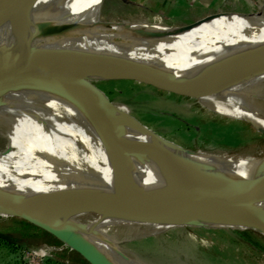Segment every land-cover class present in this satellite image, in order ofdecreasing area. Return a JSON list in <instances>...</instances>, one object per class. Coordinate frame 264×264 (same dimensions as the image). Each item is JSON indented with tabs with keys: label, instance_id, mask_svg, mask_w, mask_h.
Masks as SVG:
<instances>
[{
	"label": "bare ground",
	"instance_id": "obj_1",
	"mask_svg": "<svg viewBox=\"0 0 264 264\" xmlns=\"http://www.w3.org/2000/svg\"><path fill=\"white\" fill-rule=\"evenodd\" d=\"M104 1L38 0L0 25V50L11 49L12 57L24 63L69 64L67 69L88 79L92 74L102 79L126 78L104 71L107 65L139 67L155 74L153 79L164 85L198 97L208 107L232 109L264 128V106L249 100L256 86L264 83V63H250L264 53L263 15L227 12L199 21L202 29L169 27L147 20H106ZM34 16L36 21L28 29ZM20 28L27 29L26 35L33 32L36 50L31 53L20 47L24 35ZM80 64L97 66L101 71H83L77 66ZM243 72L250 74L224 88L204 90L196 86L210 77ZM3 99L0 115L9 126L8 145L0 151V192L37 203L49 211L47 215L80 225L50 227L66 245L70 246L73 238L110 264H134L116 248L110 236L113 228L141 227L154 234L176 225L132 213L61 209L60 205L91 196L131 198L116 159L117 150L105 141L89 116L57 90L31 85L20 92L10 91ZM117 119L132 133L123 140L139 144L147 153L137 168L131 162L135 171L132 180L143 195L214 198L264 183V158L204 157V153L184 147L172 151L154 142L152 136L134 130L131 123L137 121L133 118L118 113ZM261 207L264 209V202ZM178 215L213 224L189 212ZM255 218L264 219V214Z\"/></svg>",
	"mask_w": 264,
	"mask_h": 264
},
{
	"label": "rangeland",
	"instance_id": "obj_2",
	"mask_svg": "<svg viewBox=\"0 0 264 264\" xmlns=\"http://www.w3.org/2000/svg\"><path fill=\"white\" fill-rule=\"evenodd\" d=\"M227 12L264 16V0H105L102 9L106 20H147L197 29L204 27L199 24L202 19ZM90 79L118 104V113L168 141L167 149L180 151L184 147L204 153V157L212 154L236 160L264 158V128L232 109L208 107L196 96L128 77L102 79L92 74ZM255 90L249 100L264 106V83ZM8 126L0 115V151L8 145ZM251 221L264 226L262 218ZM21 227L13 216L0 218V232L8 236ZM247 231L254 239L247 238ZM110 236L121 256L134 264H264V234L255 229L185 224L150 234L141 227H120L113 228ZM5 240L0 237V264H46L54 258V251L65 249L69 258L74 256L63 242V247L44 248L28 238L14 246Z\"/></svg>",
	"mask_w": 264,
	"mask_h": 264
},
{
	"label": "water",
	"instance_id": "obj_3",
	"mask_svg": "<svg viewBox=\"0 0 264 264\" xmlns=\"http://www.w3.org/2000/svg\"><path fill=\"white\" fill-rule=\"evenodd\" d=\"M38 0H0V25L26 11ZM36 16L30 20L27 26L32 28ZM25 27V26H24ZM26 28H20L22 33ZM33 32L22 35L20 47L24 52L31 53L36 50L32 45ZM87 61L91 58L83 57ZM250 60V63L260 65L264 63V53ZM96 60V59H95ZM98 61V60H96ZM100 62V61H99ZM69 64L49 63L39 65L37 63H24L12 57L11 49L0 50V106L3 104V96L14 90L20 92L25 87L40 85L50 87L62 93L78 107H80L91 121L96 125L105 141L117 150L116 159L122 176L131 192L129 200H117L108 197L91 196L82 198L63 205L61 209L80 208L91 214L99 211L109 212L115 215L132 213L150 221L160 223H171L176 225H199L217 228H233L241 230L255 229L264 234V226L251 221L258 215L264 214L261 203L264 202V183L259 186L235 190L231 193L215 196L214 198H197L198 196L182 197L168 194L146 196L135 186L132 173L135 172L131 166L134 162L135 168L141 165V160L147 154L139 144L124 141L125 136L132 133L118 122V104L113 102L95 83L81 73L67 69ZM103 65V64H101ZM83 71H101L100 67L87 64L77 65ZM106 66V65H104ZM254 66V65H253ZM103 68V67H102ZM108 68V69H106ZM104 71L122 74L125 77L157 84L165 89L172 90L186 96H190L175 88L164 85L160 80L153 79L155 74L139 67L119 63L107 65ZM241 74L226 75L221 77H210L196 83L198 88L219 89L230 86L245 79L248 75ZM152 75V76H151ZM150 77V78H149ZM159 77V76H158ZM131 127L143 134L153 137L154 142L164 146L168 141L162 139L152 130H149L140 122H132ZM168 172H172L169 168ZM197 189V186L190 185ZM201 193V192H200ZM56 206V208L58 207ZM49 211L37 203H26L23 199L0 192V213L24 219L53 234L61 242L62 238L50 227L61 229L63 227H78L77 223L65 222L60 218L47 215ZM180 212H189L194 215L206 217L213 223H200L198 219L180 217ZM0 237L10 240L5 233L0 232ZM73 251L79 253L90 264H110L107 260L100 258L86 245L71 238L69 246Z\"/></svg>",
	"mask_w": 264,
	"mask_h": 264
},
{
	"label": "trees",
	"instance_id": "obj_4",
	"mask_svg": "<svg viewBox=\"0 0 264 264\" xmlns=\"http://www.w3.org/2000/svg\"><path fill=\"white\" fill-rule=\"evenodd\" d=\"M15 218L20 221L23 227L10 234V240H5L10 246H14L16 241L24 242V238H28L31 241H36L38 244H43L42 247L44 248H50L53 246L63 247V243L50 232L24 219ZM245 234L248 239H254L250 231H247ZM64 252H67V249L63 252L54 251V258L47 259L46 264H90L76 251H73V258H69Z\"/></svg>",
	"mask_w": 264,
	"mask_h": 264
},
{
	"label": "built area",
	"instance_id": "obj_5",
	"mask_svg": "<svg viewBox=\"0 0 264 264\" xmlns=\"http://www.w3.org/2000/svg\"><path fill=\"white\" fill-rule=\"evenodd\" d=\"M5 217H8V216L0 213V218H5Z\"/></svg>",
	"mask_w": 264,
	"mask_h": 264
},
{
	"label": "crops",
	"instance_id": "obj_6",
	"mask_svg": "<svg viewBox=\"0 0 264 264\" xmlns=\"http://www.w3.org/2000/svg\"><path fill=\"white\" fill-rule=\"evenodd\" d=\"M203 103V102H202ZM204 104V103H203ZM1 231V230H0Z\"/></svg>",
	"mask_w": 264,
	"mask_h": 264
}]
</instances>
